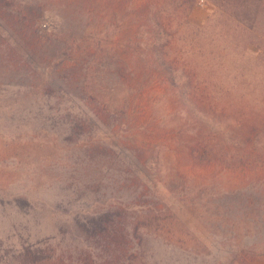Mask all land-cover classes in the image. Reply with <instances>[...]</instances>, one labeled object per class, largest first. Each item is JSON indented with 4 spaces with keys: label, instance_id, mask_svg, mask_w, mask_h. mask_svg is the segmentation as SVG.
I'll return each mask as SVG.
<instances>
[{
    "label": "rangeland",
    "instance_id": "1",
    "mask_svg": "<svg viewBox=\"0 0 264 264\" xmlns=\"http://www.w3.org/2000/svg\"><path fill=\"white\" fill-rule=\"evenodd\" d=\"M131 2L0 0V264H105L80 223L120 207L146 220L135 264H264V169L199 166L187 149L203 130L235 137L264 97V57L209 0L165 30Z\"/></svg>",
    "mask_w": 264,
    "mask_h": 264
},
{
    "label": "trees",
    "instance_id": "2",
    "mask_svg": "<svg viewBox=\"0 0 264 264\" xmlns=\"http://www.w3.org/2000/svg\"><path fill=\"white\" fill-rule=\"evenodd\" d=\"M218 9L222 10L228 17L229 31H232L241 38L240 42L245 45V49L255 47L264 57V0H209ZM199 0H148L144 5H138V11L145 10L155 19V25L163 28L173 27L172 13L184 16L186 21L192 23V14ZM131 0H121V9L124 11L131 6ZM145 9V10H144ZM163 13H171L169 21L159 20ZM146 14V12L144 13ZM171 17V18H170ZM21 20V18H20ZM39 17L35 21H38ZM22 21L25 20L22 18ZM32 21V24L35 22ZM189 23V24H190ZM69 38L63 34L58 36L57 42L63 46L70 45L71 50L76 51V44L70 42ZM156 40V39H155ZM157 41V40H156ZM216 39H212V61L209 68L216 70L217 49L214 45ZM134 43H130L131 54L135 53ZM78 46V45H77ZM80 47V46H79ZM164 65V60L162 64ZM160 74L169 81L171 73L163 68ZM132 75L127 73V82L134 81ZM192 80L186 82L187 86L193 85ZM194 90L196 89L193 86ZM201 131L202 140L188 146V153L196 165L216 166L219 171H237V169H264V97L256 103L255 109L248 115L243 116L242 124L236 126L233 131L235 137L230 142L218 141L216 135ZM139 160L147 163L144 151L138 152ZM136 181L143 186L141 176L136 177ZM148 187H146V190ZM125 208L109 209L98 217L87 219L86 223H80V227L86 238L100 242L106 251L105 264H135L138 252L134 249V239L140 238V226L145 223V219L130 221L126 217ZM148 220V219H147ZM90 241V240H89ZM86 254V253H85ZM77 258L75 264H95L93 259ZM29 264H73L64 261L62 258L51 260L50 256H43L41 253L35 255Z\"/></svg>",
    "mask_w": 264,
    "mask_h": 264
}]
</instances>
